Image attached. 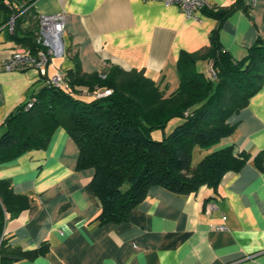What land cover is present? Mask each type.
<instances>
[{
  "label": "crops",
  "instance_id": "1",
  "mask_svg": "<svg viewBox=\"0 0 264 264\" xmlns=\"http://www.w3.org/2000/svg\"><path fill=\"white\" fill-rule=\"evenodd\" d=\"M233 4L222 19L209 13ZM34 9L69 14L64 51L50 56L47 75L77 66L103 74L117 64L143 70L165 94L179 83L180 51L209 45L213 29L233 58L264 39V0H209L208 9L192 15L162 0H35ZM19 46L0 25V61ZM196 67L207 74L208 59ZM44 82L35 67L0 68V123ZM228 119L235 130L201 154L229 144L252 155L264 148V82ZM77 156L75 141L58 126L45 147L0 163V177L29 198L6 222L9 239L0 255L11 259L0 264H264V170L252 158L227 171L216 189L202 184L181 194L151 184L125 219L100 222V202L89 185L93 168H77ZM210 200L217 208L206 211ZM43 244L45 252L33 257L13 251Z\"/></svg>",
  "mask_w": 264,
  "mask_h": 264
},
{
  "label": "trees",
  "instance_id": "2",
  "mask_svg": "<svg viewBox=\"0 0 264 264\" xmlns=\"http://www.w3.org/2000/svg\"><path fill=\"white\" fill-rule=\"evenodd\" d=\"M23 1V2H22ZM34 0H0L4 24L19 12L12 31L18 44L35 51L39 26ZM236 5L209 11L222 19ZM26 8L20 12L22 8ZM203 9H208L204 6ZM27 21V24H23ZM209 45L195 51L181 50L176 61L179 83L170 93L143 70L111 64L105 76L69 69L61 84L46 81L26 100L18 103L0 123V163L26 150L45 147L53 131L63 127L78 147L77 168L92 167L89 185L100 202L95 219L100 222L125 219L141 201L151 184L176 193H189L206 184L216 189L227 171L239 170L250 158L264 170V148L251 154L225 145L204 153L192 163L195 146L208 149L231 134L236 127L231 114L244 107L264 82V39L257 37L241 58H233L222 46L218 28L210 33ZM213 59L216 78L196 67L201 59ZM109 88L107 94L98 91ZM83 91L92 96L83 97ZM31 105L27 106V102ZM177 118L166 132L169 120ZM160 128L162 137L151 136ZM29 198L12 189L8 178L0 177V252L8 244L6 222L28 205ZM13 248L33 257L44 253ZM10 261L11 257L0 255Z\"/></svg>",
  "mask_w": 264,
  "mask_h": 264
},
{
  "label": "built area",
  "instance_id": "3",
  "mask_svg": "<svg viewBox=\"0 0 264 264\" xmlns=\"http://www.w3.org/2000/svg\"><path fill=\"white\" fill-rule=\"evenodd\" d=\"M35 1V0H34ZM34 1L30 4L34 6ZM165 4H178L182 7L185 14L192 15L198 9L203 8L204 6L209 5V0H162ZM8 5L10 0H4ZM26 8L21 9L20 12H23ZM19 15V12H13L10 17L6 20L4 27L9 31L13 30L14 21L16 16ZM69 14L65 10H59L52 13H37V19L39 22L36 42L40 44L41 47H38L35 51H31L29 48L24 46H19L15 48L10 55L5 57L0 61V68L5 69H24L27 67H35L38 69L39 73L46 74V66L51 55L56 54L60 55L64 51L63 46V33L65 31V26ZM207 75L211 79H215L217 72L213 64V59L208 60ZM105 76V73L101 74ZM64 73L61 71H55L48 75L46 81L53 84H61L63 82ZM110 92L109 88L98 91L97 95L107 94ZM31 105V101L27 102V106ZM217 208V203L214 201H207L205 204V210L211 211ZM223 218L226 216L223 215ZM217 228H225L224 224H218L215 226Z\"/></svg>",
  "mask_w": 264,
  "mask_h": 264
},
{
  "label": "rangeland",
  "instance_id": "4",
  "mask_svg": "<svg viewBox=\"0 0 264 264\" xmlns=\"http://www.w3.org/2000/svg\"><path fill=\"white\" fill-rule=\"evenodd\" d=\"M3 13V9L0 8V14ZM28 22H26L25 24H27ZM203 71H205V68H202ZM177 122L176 118H173L171 120H169V122L167 123L166 127H165V131L169 132L175 125V123ZM151 136L154 138L159 139L160 137H162V130L160 128H155L151 130ZM200 150H204L198 146H195V148L193 149V154H192V163H196L199 158L204 154H201Z\"/></svg>",
  "mask_w": 264,
  "mask_h": 264
}]
</instances>
